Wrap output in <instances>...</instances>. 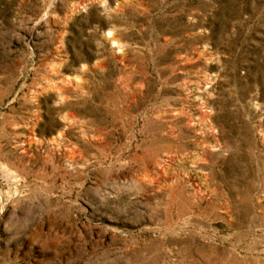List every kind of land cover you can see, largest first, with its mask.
<instances>
[{"label": "rangeland", "instance_id": "1", "mask_svg": "<svg viewBox=\"0 0 264 264\" xmlns=\"http://www.w3.org/2000/svg\"><path fill=\"white\" fill-rule=\"evenodd\" d=\"M0 264H264V0H0Z\"/></svg>", "mask_w": 264, "mask_h": 264}, {"label": "bare ground", "instance_id": "2", "mask_svg": "<svg viewBox=\"0 0 264 264\" xmlns=\"http://www.w3.org/2000/svg\"><path fill=\"white\" fill-rule=\"evenodd\" d=\"M109 36V35H108Z\"/></svg>", "mask_w": 264, "mask_h": 264}]
</instances>
